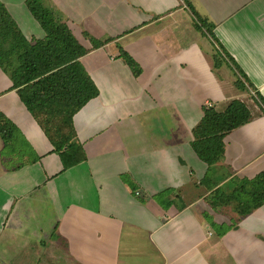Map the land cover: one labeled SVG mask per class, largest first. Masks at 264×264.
Returning <instances> with one entry per match:
<instances>
[{
    "label": "crops",
    "instance_id": "0c3cea01",
    "mask_svg": "<svg viewBox=\"0 0 264 264\" xmlns=\"http://www.w3.org/2000/svg\"><path fill=\"white\" fill-rule=\"evenodd\" d=\"M44 1L88 50L80 63L98 96L73 116L84 160L63 170L0 69V113L22 123L39 157L14 166L0 157V264H264V204L240 216L235 198L264 171V124L254 125L264 114L244 101L230 71L237 78L238 67L264 99V0ZM0 4L28 41L44 36L26 0ZM189 4L214 40L191 32ZM233 100L252 119L226 135L204 185L193 128L207 102L222 112ZM43 190L48 209L32 204Z\"/></svg>",
    "mask_w": 264,
    "mask_h": 264
},
{
    "label": "trees",
    "instance_id": "16d2710c",
    "mask_svg": "<svg viewBox=\"0 0 264 264\" xmlns=\"http://www.w3.org/2000/svg\"><path fill=\"white\" fill-rule=\"evenodd\" d=\"M26 5L44 36L28 41L6 8L0 4V69L8 76L12 82L11 89L16 90L22 104L53 145L63 170H67L84 160L82 146L75 140L73 116L88 101L98 96V89L80 63V58L88 50L78 43L44 0H26ZM192 14L197 22L196 28L214 40L212 24L193 10ZM90 41L93 48L102 45L100 41ZM217 53L221 57V53ZM224 54L234 64L226 52ZM120 57L134 76L139 75L138 65L128 54L120 50ZM236 71L239 76L234 85L242 89L248 80L238 67ZM254 97L264 114V99L258 93ZM251 119L250 110L239 100L231 101L222 112L213 107L202 108V117L193 128L191 147L207 165L208 172L223 158L226 135ZM13 132V124L0 113V138L6 142ZM250 186L253 187L252 192L248 189ZM236 191L248 195L235 197L239 201L237 214L245 216L252 213L253 209L264 204V171L251 182H243V186ZM218 193V189L214 190V199H218Z\"/></svg>",
    "mask_w": 264,
    "mask_h": 264
},
{
    "label": "rangeland",
    "instance_id": "374dc122",
    "mask_svg": "<svg viewBox=\"0 0 264 264\" xmlns=\"http://www.w3.org/2000/svg\"><path fill=\"white\" fill-rule=\"evenodd\" d=\"M190 5V4H189ZM192 10L193 11H195L194 10V8L190 5V8H189V11H190V13H191V15H190V13L187 11V13H189V17H190V21L192 20V22H193V25L191 24V26H190V28H191V32L193 33V32H195V30H196V33H197V31H200V30H198L197 28H196V19H195V17H194V15L192 14ZM196 12V11H195ZM196 14H198L197 12H196ZM198 16H200L199 14H198ZM190 34L191 36H193V34ZM196 33H195V35H196ZM193 41H194V39H193ZM215 53V50H214V48H213V50L211 51V55L213 54L214 55V57H216V54H214ZM220 59V58H219ZM218 61V59L216 58L215 59V61ZM217 61H216V64H217ZM219 69H223L225 72H227L225 69V67H221V68H219ZM230 71H232V73H233V75H234V80H236L237 78H236V76H235V73H234V71L233 70H230ZM237 88V90L239 91V93L241 94V96H242V98H244L245 100V102L247 103V104H250V105H252V103L254 102L255 104L258 102L256 99H255V97H254V94L252 93V90L251 89H249L248 87H247V85H245L244 86V88H239V87H236ZM251 100V101H250ZM253 103V104H254ZM258 104V103H257ZM258 107H259V105H258ZM220 109V108H219ZM255 113H257V112H255ZM16 118H17V116H15ZM22 123L21 122H17L16 124H13V126H14V132H13V135H12V137H11V139L10 140H8L7 142H1L0 141V157H9V159L7 160V165L8 166H14V165H16L17 164V162L19 161L20 163H26V162H30V161H34V160H38L39 159V157L36 155V153H35V151L30 147V143L28 142V140H29V136L28 135H26V133L22 130V125H21ZM257 124H264V119H258L257 121H255V123H254V125H257ZM259 129H261V127H259ZM42 130V129H41ZM43 131V130H42ZM244 133V131H241V133H239V134H243ZM250 133H252V132H250ZM27 136V137H26ZM28 140H27V139ZM30 141V140H29ZM24 144L26 145V147L24 146ZM20 147H23V149H25V150H27V152L25 153V154H17V148H20ZM52 147H53V145H52ZM17 154V155H16ZM11 156H16L15 157V159H12V157ZM61 164V163H60ZM209 176V172H208V169H207V172H206V177H205V179L203 180V182L204 183H206V184H204V185H207V177ZM45 195H48V193H47V191L46 190H43V191H41L40 193H38V192H35L34 194H33V198H34V202L32 203V204H36V205H38V203H40V206L41 207H44V208H46V209H48V207H46V205L44 204V202H43V199H44V196ZM214 230L217 228V227H214L213 225L211 226ZM222 228H226V229H229L230 227H223V226H221ZM32 228V227H31ZM232 228H234V227H232ZM222 231H223V229H222ZM52 235V234H51ZM34 238V236L33 237H31V239H33ZM24 240V238H21V241H23ZM20 241H18V243H19ZM29 251H30V249H28ZM56 264V263H55Z\"/></svg>",
    "mask_w": 264,
    "mask_h": 264
},
{
    "label": "built area",
    "instance_id": "2783aa9c",
    "mask_svg": "<svg viewBox=\"0 0 264 264\" xmlns=\"http://www.w3.org/2000/svg\"><path fill=\"white\" fill-rule=\"evenodd\" d=\"M207 107H212L211 104L209 102L206 103Z\"/></svg>",
    "mask_w": 264,
    "mask_h": 264
}]
</instances>
